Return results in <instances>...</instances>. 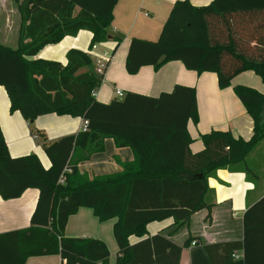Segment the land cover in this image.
Listing matches in <instances>:
<instances>
[{"label": "trees", "instance_id": "16d2710c", "mask_svg": "<svg viewBox=\"0 0 264 264\" xmlns=\"http://www.w3.org/2000/svg\"><path fill=\"white\" fill-rule=\"evenodd\" d=\"M117 2L17 3V44L0 43V85L10 111H19L29 126L48 113L79 116L87 129L43 143L50 161L45 168L35 154L12 157L0 128V196L14 199L28 188L38 190L30 225L0 233V264H25L29 257L56 254L62 264H106L110 252L102 240L63 234L68 218L81 207L90 208L100 221L116 219L115 264H179L182 248L200 242L198 236L187 237L181 245L160 233L133 244L129 237H143L151 221L171 217L182 224L199 210L210 211L214 203L207 179L218 169L256 179L247 158L264 142V92L233 86L252 120L249 138L212 129L201 134L203 148L191 152L187 123L198 121L195 87L177 84L155 97L126 91L122 98L103 103L92 94L103 76L86 69L91 65L86 52L70 49L65 65L33 59L44 46L80 30L91 32L89 48L105 41ZM173 60L187 70L215 73L220 88L247 70L264 83V0H211L202 6L175 0L157 39H130L124 66L135 74L143 66L158 69ZM107 137L129 147L134 159L122 163L118 173L92 178L80 173L78 164L101 152ZM203 248L209 264H264V196L243 214L242 241ZM235 251L242 256L234 258Z\"/></svg>", "mask_w": 264, "mask_h": 264}, {"label": "crops", "instance_id": "0c3cea01", "mask_svg": "<svg viewBox=\"0 0 264 264\" xmlns=\"http://www.w3.org/2000/svg\"><path fill=\"white\" fill-rule=\"evenodd\" d=\"M2 1V8L5 11L8 8L10 12L5 15L3 11L1 15L0 25H3L4 29L0 31L7 37L5 40L0 39V43L15 47L21 24L17 10V3L20 0ZM174 1L118 0L113 10V20L108 28L109 35L105 41L89 48L92 34L88 30H80L74 36L67 35L57 43L44 46L33 59L51 60L65 65L67 52L73 48L79 49L90 56L89 69L95 72V64L100 56L105 52L111 54L116 47L99 86L95 88L93 96L96 100L109 103L122 98L116 95V89L122 90L124 94L126 91H132L155 97L162 92H170L177 84L193 86L196 90L198 121L194 123L189 120L187 123V130L192 138L191 152L203 148L201 134L212 129H227L234 135L249 138L252 135V120L235 95L233 86L243 84L264 92V83L253 71L247 70L237 74L226 88L218 86L215 73L187 70L178 60L168 61L158 69L143 66L135 74L126 72L124 64L130 39L132 37L157 39ZM210 1L190 0L195 6L206 5ZM14 24H17L16 27H12ZM252 26L251 23L247 25ZM87 48L90 50L87 51ZM9 106L7 92L0 85V128L9 154L12 157L35 154L45 168L50 166V161L45 154L43 143L83 130L85 120L82 117L56 113L40 115L29 126L21 113L17 110L11 112ZM32 131H36L39 136L34 138ZM133 159L134 154L129 147H119L113 138L107 137L104 139L103 150L91 154L87 160L80 162L78 170L89 178L114 174L123 170L122 163L131 162ZM247 159L256 172L255 180L241 171L224 168L216 170L214 175L207 179L214 203L210 211L199 210L182 224L174 223L171 217L151 221L146 225L147 234L141 238L130 236V243L160 233L181 245L187 237L198 236L200 242L182 248L179 264H209L203 245L242 241L243 214L249 206L264 196V142L259 143ZM37 198L38 190L35 188L26 189L14 199H3L0 196V233L28 227ZM115 220L113 218L100 221L90 208L81 207L68 218L63 234L66 237H91L102 240L110 252L106 264H115L117 253V244L113 236ZM234 253L239 258L242 256V251ZM25 264H62V259L58 254L34 256L29 257Z\"/></svg>", "mask_w": 264, "mask_h": 264}, {"label": "built area", "instance_id": "2783aa9c", "mask_svg": "<svg viewBox=\"0 0 264 264\" xmlns=\"http://www.w3.org/2000/svg\"><path fill=\"white\" fill-rule=\"evenodd\" d=\"M110 58H111V54L105 52L104 54H102V56H100V58L97 60L96 64H95V73L98 74V75H104L106 69H107V66L110 62ZM116 95L119 96V97H123L124 96V93L122 90L120 89H116L115 91ZM93 95L95 94V90L93 91L92 93ZM83 130H86L87 129V122L84 121L83 122ZM34 138H37L38 136L36 134L33 135ZM60 182L63 181V176H60V179H59ZM234 258H238L239 256L238 255H233Z\"/></svg>", "mask_w": 264, "mask_h": 264}, {"label": "rangeland", "instance_id": "374dc122", "mask_svg": "<svg viewBox=\"0 0 264 264\" xmlns=\"http://www.w3.org/2000/svg\"><path fill=\"white\" fill-rule=\"evenodd\" d=\"M2 0H0V23H1V15H2V12L4 11V13H5V15L6 14H8L10 11H9V9L8 8H6L7 10L5 11V9L4 8H2ZM8 6H10L9 4H7ZM13 6V5H12ZM14 11H15V9H14ZM2 21H4L3 19H2ZM16 25L17 24H14V25H12V27H16ZM1 29H4V26L2 25H0V30ZM4 33L2 32V31H0V39H3V40H5L6 39V37H7V35H3ZM90 49L89 48H87V51H89ZM90 53V52H89ZM88 68H91V67H87L86 69H88Z\"/></svg>", "mask_w": 264, "mask_h": 264}]
</instances>
